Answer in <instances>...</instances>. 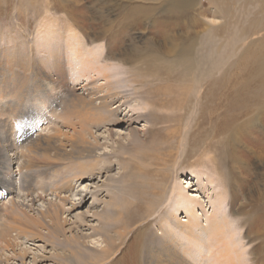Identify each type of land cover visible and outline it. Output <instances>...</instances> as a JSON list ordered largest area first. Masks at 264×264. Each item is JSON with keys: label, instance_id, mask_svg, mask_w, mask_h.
<instances>
[{"label": "rangeland", "instance_id": "obj_1", "mask_svg": "<svg viewBox=\"0 0 264 264\" xmlns=\"http://www.w3.org/2000/svg\"><path fill=\"white\" fill-rule=\"evenodd\" d=\"M73 1L77 3L74 16L71 18L74 20H70L67 25L60 24L56 28V21H59L57 18L62 14L58 11L60 7L57 1L52 2L57 11L50 9L48 13H43L33 18L34 21H30L25 19L23 10L17 9L22 3L20 0H10L8 4H6L7 0H0V45L7 44L8 48L10 43L4 38H15L17 29L12 18L14 12L18 11L19 24L29 34L28 39L32 45L30 47L37 59L35 62H39L38 60L42 58V52L46 51L44 48L60 51L63 59L74 62L75 57L71 51L78 54L76 44L85 51L93 52L98 57L100 66L108 68L113 66L112 71L121 70L118 64L124 62L122 58L132 54L136 55L134 65L127 60L124 63L126 68L132 65L138 68L147 66L148 60H153L157 67L161 66L162 60L171 61L169 67L165 65L159 68L157 74L150 68L153 71L152 77L155 78L151 77L149 71L143 81H150L152 89L161 90L163 82H160V79L166 80L167 88L173 93L167 101L171 99L175 103L178 102L179 97V109H163L160 106L163 97L156 99L153 94H149L150 105L146 113L149 112L150 122L153 118L157 120L163 115L179 117L183 114L181 124L171 122L168 125L172 126V130L176 133V138L169 139L173 140L175 147L177 144L180 145L178 151L180 153L178 154L174 147L175 150L164 154L160 150L153 151L147 142L143 144L142 140L157 139L161 132L156 134V127H151L144 121H134V116L130 117V115L136 112L128 113L127 109L123 111L124 107L121 106L116 116L121 120L120 124H116L119 126L109 128L103 124L105 128L101 125L92 128V135L99 147L96 150V157L90 158V161L86 159L71 164L56 158L53 160L52 152L47 159L33 156V159L38 160L40 166L44 167L36 180V193L44 192L41 198L37 199L39 201L30 202V198L18 189L20 178L16 172V165H12L13 172H16L13 181L17 189L8 197L4 196L0 189L1 202L5 205L9 197H13L16 202H22L18 211L11 214L24 224L26 221L23 220V216L35 218L37 215L34 214L38 210L47 208V204H57L62 213L59 215V226L64 237L60 235L58 238L49 237L45 230L38 231L36 238L22 237L12 232L10 247H0L2 259H9L7 264H20L22 261L19 257L26 252L23 258L24 264H32L33 258L36 262L34 264H78L75 253L79 252L82 253L81 264H131L129 260L133 258L132 245L137 241V229L147 222L144 219L143 223L135 225L130 222L131 218L133 215H137L138 218V213L147 216L149 212L143 205L146 204L145 201H149L148 195L156 191L152 186L166 184L167 187L173 185L175 193L197 196L203 204V210L197 211L200 215H197L196 219L200 223L205 222L207 215L204 214L210 213L212 209L210 202L215 201L219 193L223 194L226 199L225 208L222 210L229 215L231 220L229 228L235 232L234 236L229 237L233 242L229 241L227 246L230 250L227 255L231 253L223 259L231 264H263L259 261V256L264 261V102L261 106L258 104L264 98V67H260L257 57L264 59V6L262 5L264 0H189L191 2L186 4L183 2L187 0H166L160 3L147 2V0ZM113 3L116 5L115 8L112 7ZM136 5L145 12L134 15L135 25L125 29L119 28L116 32L112 31V35L107 36V40L100 43L101 40L96 35L98 30L109 21L115 22L121 17L123 11H119L116 7L123 8L126 13H133ZM213 7L217 9L218 14L213 13ZM53 18H55L54 25ZM145 18H149L147 20L149 24L144 30L141 20ZM206 22H215V28L209 31ZM7 29L9 31L5 32ZM46 31L50 35L48 42L45 38L41 39ZM72 41L75 44L73 46ZM16 42L13 44L17 47L21 44L19 48H23L24 52L27 51L24 41ZM2 53H6V50H0V54ZM211 59L214 64L212 69L209 61ZM191 62H194L195 67L190 72L194 71L198 76L191 75V79L189 77L191 83L189 79L186 80L191 87L179 85V77L183 70H186L184 67ZM77 63L78 61H75L76 66L72 69L74 71L69 72L68 67L66 68L69 79L76 80L78 75L75 70H80ZM106 67H103V71ZM252 73L255 75H251ZM259 75L262 78L259 79ZM88 83L91 87L103 86V81L97 76L88 78L82 84L75 81L69 86L78 89ZM49 87L46 86L49 92L55 95L54 97L58 96L59 100L63 98L61 93L57 90L51 91L53 88ZM194 87L198 89L195 95L192 94ZM180 91L182 97L179 95ZM152 92L156 94L153 90ZM231 95L236 96V99L233 100ZM67 100L68 98L63 102ZM142 100L131 101L129 105L135 106ZM242 103L247 106L237 107ZM248 109H250L248 112L243 113ZM45 118L44 115L31 116L24 118L21 123H31L27 125V132L36 129V132L44 134L53 126L47 125L51 120ZM186 121L189 122L188 125ZM22 126L25 127V124ZM106 129H109L111 135ZM16 130L19 131V125ZM232 130L236 132L233 134ZM2 132L0 129L2 151L9 142L18 151L25 152L23 146L27 144L18 145L20 140L17 139V131L9 137ZM129 132L136 133L140 143L126 144L128 138L125 134ZM63 133L62 129L61 134ZM162 134L166 135L165 132ZM197 134L204 135L200 143ZM85 137L91 141L92 136L85 135ZM123 143L126 144L125 147L121 146ZM231 150L238 159L236 163L231 161L233 157ZM7 154L10 156L7 158L11 159L12 154ZM178 157L180 158L177 161ZM221 167H225L224 169L228 170L232 177L227 185L220 183L223 182L221 178L225 171ZM51 192L60 194L62 199L69 202L58 204ZM140 195L141 202H139ZM8 205L9 203L5 207ZM28 205H32L33 211H30ZM176 208V204L172 201L163 206L162 212L167 210L172 217H175L174 223L183 226L186 223L181 222L187 220L188 215ZM160 216L153 215L149 219L147 230L145 229L143 233L153 230L156 234L158 229L155 226ZM136 221L137 219L134 222ZM248 221L254 225L253 231L249 229L245 231ZM199 232L205 233L204 228L199 229ZM103 240L112 243L110 250L103 249L105 243ZM192 242L188 247L193 246ZM82 246L90 247L94 251L102 249L105 253L112 251V256L105 259L106 261L101 260V255L97 258L95 254L91 255L90 249H82ZM256 247L261 249L258 253L255 251ZM199 249L202 258L205 250L201 247ZM218 251L222 254L221 249ZM190 255L192 253L184 256L185 260L191 261ZM219 261L218 258L217 264ZM194 262L197 263L195 257L192 263ZM227 263L224 261L222 264Z\"/></svg>", "mask_w": 264, "mask_h": 264}, {"label": "bare ground", "instance_id": "obj_2", "mask_svg": "<svg viewBox=\"0 0 264 264\" xmlns=\"http://www.w3.org/2000/svg\"><path fill=\"white\" fill-rule=\"evenodd\" d=\"M9 1L10 0H7L6 4H8ZM20 1L22 3L17 6V9L20 11L23 10L22 14L25 16V19H30V21L35 17H39L43 13H48L49 11H51L50 9L57 11L55 9L56 6L52 4V2L57 1L60 7L58 11H60L62 14L59 18H57L59 21H56V28H58L60 24L67 25L69 24L70 20H74L71 18L74 16L73 13L75 11V7H77V3L73 0H33V3H31L32 0ZM128 1L133 2V0ZM163 1L166 0H147V2L155 3H160ZM111 2L109 3V5L111 4ZM190 2L191 1L187 0L184 1L183 4ZM262 5L264 6V4ZM115 6V3H113L112 7L115 8ZM48 7L50 8L48 9ZM116 8H118L119 11H123L120 14L121 17L115 22L109 21L108 24L106 23L107 25L104 24L101 27L102 29L98 30V33L96 35L101 40L100 43L107 40V36H111L112 31L116 32L119 30V28L124 27L125 29L130 27L131 25H135L134 15L139 12H145L140 6L138 7L137 5L133 8V13H126V10H122L123 8L119 6H117ZM212 9L214 14H218V11L215 7H213ZM17 13L18 11H15L13 14L14 18H12V21L16 25L15 29H17L15 38H4L7 40V43H10V47L8 48L7 44L0 45L1 51L6 50V53L0 54V129L3 131L2 133H4L7 137H9V135L13 136L15 131H17V139L20 140V143L18 145L22 143H26L27 145L25 147L23 146L25 152H22V150H20L21 152L18 151V149H16L14 145L9 144V142L5 146L3 151L0 149V189L3 191L4 196H11L14 193L15 189H17L16 184L13 181V175L17 172V175L20 178L18 189H21L24 194L28 198H30V202H34L35 200L39 201L37 199H40L41 194H44V192L41 194L36 193V180L39 178V173L42 172V169L44 167L40 166L38 160L35 161L33 159V156H37L40 159H47V157L50 155V152H52L53 160H55L56 158L59 160L67 161L68 163L70 162L71 164L76 163L74 161H81L86 159H89L90 161V158L96 155L97 147H99L97 146L96 139L92 135V128L94 126L98 127L100 125L103 128H105L106 125L109 128H112L113 126H119L116 124H120L119 121L121 120H119L116 116L120 112L122 107H124L123 111L127 109L128 113L136 112L135 114L130 115V117L134 116V121H144L151 125V127H156V134H160L158 132H161L159 138H152L150 140L144 139L145 141L142 140L143 144L147 142L150 144V147L153 149V151L154 149L160 150L164 154H167L171 150H175L173 149L175 147V143H173V140L171 141L169 138H176V133L174 130H172V126L168 125L171 122H179V124H181L183 120V114L179 117H166L165 115H163V117H160L157 120L153 118V120L150 122L149 112L146 113V109L148 108V105H150L148 101L149 94H153L154 98L156 99H159V97H163L160 104L163 109H179V97L178 102L174 103L171 99H168L167 101V98L170 95L172 96L173 93L169 90V88H167V84L165 82L166 80L160 79V82H163L161 90L152 89L150 81V83L148 81H143V78L146 77V74L149 71L151 73V77L153 76V71H151L150 68L154 69V73L157 74L159 68L163 66L165 67V65L169 67L171 61L163 62L162 60L161 66L157 67L155 66L153 60H148L147 66L138 68L133 66L134 59L136 58H134V56L136 55L132 54L128 55L127 58H125V56L122 58L124 62L118 64V66L121 67V70L112 71L113 66H109V68L106 66H100L101 64L98 61V57L94 55L93 52L85 51L84 48H80L76 44L77 52L79 51L78 54L73 53V50L71 51V53L75 57L74 62L66 60L65 58L63 59L62 52L60 53V51L54 50L53 48H44V50L46 51L42 52V58L38 60L39 62H35V60L37 61V59L34 57L32 48L30 47L32 45L28 39L29 34L26 29L21 28L19 24L20 21L18 19L20 15H17ZM148 19L149 18L141 20V24L144 25V30L146 29L145 26L149 24L147 21ZM53 22L55 24V18H53L52 24ZM214 23L206 22V26L208 27L209 31H212L213 28H215L216 25ZM8 31L9 29L5 30V32ZM49 36L50 35L46 31L45 36L41 37V39L45 38V41L48 42L50 40ZM17 40L21 43L24 41V44H26L27 47V51L24 52L23 48H19L21 44L18 45V47L16 44H13ZM46 45L51 46L50 44ZM73 45L75 44L72 41V46ZM99 55L101 57L100 52ZM127 60L128 63H133V65L129 68H126L124 65ZM257 60L260 67L263 68L264 59L261 57H257ZM75 61H78L77 66L80 68V70H75L76 75L78 76L76 80H72L69 79V73H67L66 68L68 67V70H70L69 72L74 71L72 69L76 66ZM209 61L210 69H212L214 65L213 59ZM103 67H106L105 71H103ZM194 67V62H191L184 67L186 70H183L184 72H182L181 76L177 72L178 76H180L178 81L179 85H189L187 84L186 80L189 79V77L191 79V75L195 77L198 76L196 72H190ZM251 75L255 74L252 73ZM93 76L100 77V80L103 81V86L91 87L89 83L83 84L78 89L74 86H69V84L71 83L74 84L75 81H78L81 84L85 83L88 78ZM121 76L124 77L121 78ZM260 78L262 77L259 75V79ZM48 85L53 88L51 89V91L57 90L63 95V98L59 100L58 96L54 97L55 95L49 92L50 90L46 88V86ZM194 88L192 90L193 95L197 94L198 92V89ZM152 90L156 94H154ZM179 95L182 97V91H180ZM65 96V99L68 98V100L66 102H63L65 100ZM173 97L176 98V96ZM231 97H233V100L236 99V96L234 95H231ZM118 100L119 103H117ZM135 100L142 101L140 104H137L135 106L129 105L131 101ZM263 102L264 98L258 105L261 106ZM113 105L114 107H112ZM246 106L247 105L245 103L237 105V107ZM249 110L250 109L245 110L243 113H246ZM32 113L33 115H30ZM39 115H44V117L48 118L49 121L51 120V123L48 122L47 125L50 124L51 126L52 124L53 126L49 127L47 132L44 134H42L41 132H36V129H34L35 131L31 129L29 132H27L26 128L28 123L30 122L24 123V127L22 126L24 124H22L21 121L24 118L26 119L31 116ZM103 124H105V126H102ZM188 124L189 122L186 123V125ZM18 125L19 131L16 130V127ZM61 128L64 130L63 134H61ZM107 130L109 135H111L109 129H106V131ZM163 132H165L166 135L162 134ZM231 132L234 134L236 131L232 130ZM85 135L92 136L91 141L88 140ZM125 136L126 138H128L126 144L136 143L140 141V138L137 137L136 133L134 132H129L128 134H125ZM196 136L199 137L200 143L204 135L200 136L199 134H197ZM126 144L123 143L121 146L125 147ZM195 144L198 143L195 142ZM175 148L176 152H178L180 150V145L177 144ZM7 153L12 154L11 159L7 158V156L10 157ZM179 153L180 152H178V154ZM231 154L233 155V157H231V161L236 163L238 159L234 155L232 150ZM179 158L180 157L177 158V161L179 160ZM12 165H16V172H13V167L11 168ZM224 168L225 167H221V169ZM218 171H220V168L218 169ZM222 179L223 182H219L223 183L224 185H227V183L232 180V177L228 170H225L224 173H222L221 180ZM152 189L156 191L148 195L150 196V199L149 201H145L144 203L146 204L143 205L146 207V211L149 212V214L146 216L138 213V218L137 215H133V218H131L130 221L135 225H137V223L138 225H140L139 223H143L144 219H146L145 221H147L143 226H139V228L137 229V241H134L136 243L132 245L133 258H129L131 264H217L218 258L220 259L218 264H222L224 261L228 262L227 264H231V262L223 259V257L229 256L231 253L230 252L227 255V252L230 251L227 246L229 244V241L233 242V239L231 238L229 240V237L234 236L235 232L233 230H230L229 228L231 226L229 215H227L226 211L222 210L225 208L224 205L226 199L223 194L219 193L217 195V199H215L216 197L214 198L215 201L210 200L212 209L210 213L204 214L207 215L205 216L206 223L203 221L200 223L196 219L197 215H200L197 213V211L198 209L203 210V204L196 195L188 194L183 196L180 193H175L176 190L173 185L167 187L166 184H163V186H152ZM51 195L55 198V200H57L58 204L63 205V203L69 202L66 199H62V197H60V194L57 195L51 192ZM139 200V202L142 201L141 195L139 196ZM172 201H174V203L176 204V209H181L180 211H184L185 215H188V219L181 222L186 223L183 226H181L179 222L177 223L179 225H176V222L174 223L175 217H172V215H170L167 210L162 212L163 206ZM230 201L232 202V200ZM8 203V207H5V205H7ZM8 203L4 205L0 199V247H10V239L12 237L10 234L12 232L13 234L15 233L22 237L36 238L38 237V231L45 230L46 234H48L49 237L52 236L58 238L59 235L60 237H64L59 226V215H61L62 213H60L61 210L59 209L57 204H47V208H45L44 210H38L34 214L37 215L35 218L32 216L33 218L30 219L23 216V220L26 221V223L24 224L19 218H16L14 214H11L18 211L22 202H16L13 197H9ZM179 203L181 204V206H179ZM71 206L73 207V205ZM28 207L30 208V211H33L32 205H28ZM157 214L161 215L155 226L156 229H158L157 231L159 233L157 232L155 234L153 230H150L149 233H143L149 225V219L153 215ZM136 219L137 221L134 222ZM202 228H204L205 233L199 232V229ZM248 229L251 231L254 230V225L251 224V221H248L245 231ZM65 240L67 241V243L69 242L67 238ZM191 241H193V246L188 247V244L191 243ZM103 242H105L103 249L105 251L110 250L112 243L110 244L104 240ZM200 247L204 248L205 250V254L202 258V253L199 251ZM83 248L85 250L90 249V247L87 246H82V249ZM218 249L222 250V254L219 253ZM104 250L101 249L100 251L99 249V251H94L90 249L91 255L95 254L97 258L102 256L101 260L108 259L112 256V251L105 253ZM260 250L261 249L258 247H256L255 249L257 253ZM189 253H192L193 255H190L191 261L187 259L185 260L184 257L188 256ZM218 253L220 254L219 257ZM75 254L78 264H81L82 261L80 260V254L82 253L76 252ZM25 255L26 252L19 257L20 261H22L20 262V264H24L23 258ZM194 257L197 263H192V261H194ZM261 258L262 257L259 256V261L263 262L264 264V261H262ZM3 260L4 259H2V257L0 256V264H7L9 262V259H5L4 261ZM31 262L32 264L36 263L34 258ZM94 263H96V261Z\"/></svg>", "mask_w": 264, "mask_h": 264}]
</instances>
